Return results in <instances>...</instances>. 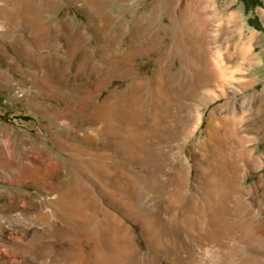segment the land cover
I'll return each mask as SVG.
<instances>
[{"label": "rangeland", "instance_id": "374dc122", "mask_svg": "<svg viewBox=\"0 0 264 264\" xmlns=\"http://www.w3.org/2000/svg\"><path fill=\"white\" fill-rule=\"evenodd\" d=\"M259 1L0 0V264H72L64 235L88 252L110 222L134 264H172L167 226L207 208L211 172L231 180L225 225L194 226L176 264H264ZM118 194L159 225L160 249Z\"/></svg>", "mask_w": 264, "mask_h": 264}, {"label": "bare ground", "instance_id": "6f19581e", "mask_svg": "<svg viewBox=\"0 0 264 264\" xmlns=\"http://www.w3.org/2000/svg\"><path fill=\"white\" fill-rule=\"evenodd\" d=\"M161 94L162 93L160 91V95ZM106 121L108 123V127H110L113 119H106ZM113 123H114V121H113ZM142 130L143 129H141V128H137L134 131H136L137 133H141V132H143ZM126 137H128V136H126ZM136 139H137V137H136ZM228 178H230V177H228ZM230 181L227 179V176L225 177L224 175H222L221 177H219L215 172H211L209 174L208 185L206 188L207 197L205 198V200L207 202V208H201L199 210L197 216H196V214L194 215L193 213H190L189 214L190 225L188 227H184L185 230L182 228L183 224L179 223V225H178L177 220H176L174 213H173L171 221L167 226V230H166L167 232L164 234V240H163L164 242L166 241L167 244H169L170 249L172 250L169 254V259L172 262V264H176V260L178 259V258L176 259V257H177L176 255L178 253L177 254L174 253V251L177 249V248L175 249L176 245L182 246V243L190 244V238H192V237H190V235L195 236V234L198 231L205 233V226L207 225V222L216 223L219 228L221 226L225 225L224 222L220 221V217H219L220 212L223 211L225 209V207L220 206L218 209H216L215 204H216V199L224 191H227V187L230 184ZM170 194H171V201L177 202L180 199L181 190L179 187H177L175 190H171ZM117 199L121 204L124 205V207H126L125 209H128L131 213H135L138 217H140L144 221V223L147 226L149 234H151L155 237V239L153 238L154 240H152L154 242L153 245H155L158 249H160V247L158 246L160 239L156 238V235H157L158 229H159V225L153 220L152 216L146 215L145 213L138 210L137 205L135 206L131 202V200L122 199V195H120V194H118ZM59 200L61 201L59 203H62V202L64 204L68 203L66 197L63 194H59ZM77 200H78V198L75 201H77ZM80 216H82L84 218V222L87 224V226L90 230L96 231V230H99L101 228L99 225H97V222L95 221L96 218H94L93 216L88 215L87 213H85L84 215H80ZM113 221H115V220L113 219ZM118 222H120V221H118ZM115 223L116 222H110L106 226H102V228H104V229L107 228V229H110L112 231V233H110V237L105 239L102 236H100L99 234L97 236H95L93 238L92 244L90 246V251H88V252L85 251V248H84V246L86 244L83 246V245L77 243L73 236H70L68 234L64 235L65 238H68V240L72 241V243H71V248H63V250H62L63 255L71 257L72 260L70 261V263H72V264H134L133 259L130 258V256H129V253L132 250V246H133V244L130 240V237L128 238L124 233V234L120 235V238H117L116 237V235H117L116 227L119 224L116 223L117 224L116 225ZM194 226H195V228L198 229L197 232L194 230ZM202 233H200V236ZM157 237L159 238V236H157ZM215 240L217 243V249L218 248H219V250L222 249V251L225 250L227 253H228V250L233 249L235 247V244H232L230 242H223L222 240L218 239V237ZM233 241H234V239H233ZM191 245L193 246V248L195 250L196 249L204 250V248L202 247L203 246L202 244H201L202 246H200L198 244H191ZM218 245H220L221 247H219ZM173 249H175V250H173ZM215 249L216 248H214V250ZM234 251H236V249H234ZM221 253H223V252H221ZM152 257L153 258L155 257V259H154L156 262L155 264H160V260H159L158 255L152 254ZM232 259H234L235 261H238V259H235V257H232ZM224 261L225 260H223V262ZM225 263H226V261H225Z\"/></svg>", "mask_w": 264, "mask_h": 264}, {"label": "trees", "instance_id": "16d2710c", "mask_svg": "<svg viewBox=\"0 0 264 264\" xmlns=\"http://www.w3.org/2000/svg\"><path fill=\"white\" fill-rule=\"evenodd\" d=\"M245 3V6L246 7H254V6H258L260 5V1L259 0H241ZM249 21V24H253L255 25V28L257 29H261V30H264V27H262L259 22H257V20L254 18H251Z\"/></svg>", "mask_w": 264, "mask_h": 264}]
</instances>
